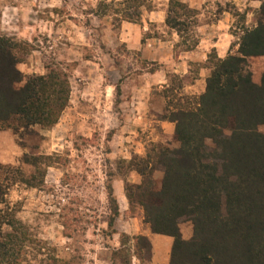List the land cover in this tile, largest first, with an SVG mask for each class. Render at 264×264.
Instances as JSON below:
<instances>
[{"label":"rangeland","instance_id":"obj_1","mask_svg":"<svg viewBox=\"0 0 264 264\" xmlns=\"http://www.w3.org/2000/svg\"><path fill=\"white\" fill-rule=\"evenodd\" d=\"M18 1L28 7L22 10V29L9 27L11 20V24L19 21L8 12L3 16L6 9L4 1H0V35L11 36L17 42L15 52L21 60L18 67L24 81L53 67L66 72L73 90L71 106L55 127L46 130L38 125L37 134L23 136L10 128L4 129L10 132L0 133L2 176L9 186L2 207H9L28 231L26 261L29 264H152L153 250L138 236L155 233L145 221L142 205L136 199L134 202L128 199L127 187H134L147 177L138 172L137 162L153 145L171 148L179 145L175 133L169 134L156 121L166 114L167 101L173 102L172 109L190 107L196 96L178 89L179 82L171 78L170 87L153 91L147 121L136 123L131 111H128L130 118L125 115L122 97L132 88L127 87L129 83L123 86L122 83L128 72L132 75L134 69L141 67L142 58L122 42L121 38L132 30L125 28L122 33L120 18L128 6L134 10L138 1L63 0L60 3L57 0L53 11L42 5L36 8L35 0ZM183 2L193 9H183L187 23L183 37L192 44L202 34L201 11L206 12L208 21L224 10L229 11L225 16L228 31L234 36L232 53L239 47L240 30L264 19V0H202L203 7L199 9L193 7L195 0ZM144 3L137 24L143 23V14L159 7L166 10V21L169 0ZM145 35L178 39L176 31L166 22L149 23ZM203 66L211 69L208 62L193 65V75ZM248 66L253 80L260 83L264 56L249 57ZM110 83L119 84L118 88L122 86L125 92L117 89L116 96L111 94ZM130 96L125 97L130 99ZM111 99L115 100L114 105ZM259 130L264 132V125ZM207 144L214 146L211 140ZM25 152L29 160L40 159L39 167L25 161ZM46 156H51L52 161L43 159ZM33 177L37 185L30 186L25 180ZM163 177L164 171L159 166L151 173L157 188ZM193 226L188 217L180 222L184 238L192 237ZM7 229L5 225L4 230ZM163 255L161 251V258Z\"/></svg>","mask_w":264,"mask_h":264},{"label":"trees","instance_id":"obj_2","mask_svg":"<svg viewBox=\"0 0 264 264\" xmlns=\"http://www.w3.org/2000/svg\"><path fill=\"white\" fill-rule=\"evenodd\" d=\"M135 1V9L128 6L120 19L139 21L140 7L149 0ZM183 9L193 11L182 0H169L165 22L181 37L178 47L191 49L198 42L183 37ZM239 38L235 53L219 58L211 51L206 89L192 106L172 109L167 101L162 118L176 123L179 145H153L137 162L138 172L147 177L127 187L128 199L142 205L152 232L173 237L169 264H264V132L259 130L264 73L256 83L248 66L249 57L264 56V19L241 29ZM16 46L13 37L0 35V130L37 134L38 125L46 129L60 121L72 87L66 72L53 67L24 81ZM24 156L39 167L40 159ZM158 166L164 177L157 188L151 173ZM3 168L0 162V264H29L24 256L28 231L9 207H2L9 189ZM26 181L37 185L34 177ZM186 217L194 225L190 239L180 229ZM138 238L152 248L148 236Z\"/></svg>","mask_w":264,"mask_h":264},{"label":"crops","instance_id":"obj_3","mask_svg":"<svg viewBox=\"0 0 264 264\" xmlns=\"http://www.w3.org/2000/svg\"><path fill=\"white\" fill-rule=\"evenodd\" d=\"M4 1L3 8L9 11H3V16L7 14V12L12 15L13 19H17L19 21L18 24H9V27H13L12 29H22L21 18H24V14L22 12L25 7L20 1L14 0L13 2H9L8 0H0ZM18 1V2H17ZM37 1V2H36ZM57 0H35L36 8L38 6H44L47 8H52L53 11L56 8L54 7V2ZM62 3L63 0H60ZM185 1V0H183ZM189 1V0H187ZM191 2L193 0H190ZM195 4L193 7L199 9L203 7L202 0H195ZM193 5V4H192ZM191 5V6H192ZM37 9H33V12H36ZM205 11H201V15L204 17L200 24L201 36L198 43L191 49H181L178 47L181 37L177 34L178 39L174 38H157L155 36L149 37L146 36V31L149 30V23H163L165 22L164 18L166 15V10L164 8H157L151 10L147 14H143L141 24H137V22H130L123 20L121 22V30L124 33L125 28H129L132 30L130 34L121 38L122 42L125 44L127 49L131 52H138L137 54L141 55L142 65L140 68L134 69L132 71V75L129 72L126 74L125 81L120 82L123 85H127L129 88L131 86V92H125V88H118L119 84L113 85L110 83L108 89L111 94L116 96V90L119 89L122 93L125 92L123 103L125 102L126 108L123 107V110L126 112L125 115L127 117H131V114H128V111L133 112V117L135 118L136 123L145 122L149 117L150 106L153 100V91L159 88L165 89L170 87L171 82H173V78H177L181 80L182 84L177 86L178 89L182 88L186 93L192 96H199L206 89V79L211 71L206 67H201L199 73L197 75L194 74L193 65L206 63L211 51H214L219 58H224L228 55L230 51V47L232 44V39L234 36L228 31V19L225 16L229 14V11L224 10L219 16H216L215 19L212 18L210 21L205 18ZM3 27L5 28L7 25V19L3 18ZM2 26V24H0ZM178 48V49H177ZM111 48V52H112ZM114 57H112L113 59ZM90 60V59H86ZM91 61V60H90ZM146 62V65H144ZM150 65H156L154 69L150 68ZM172 78V80H171ZM119 83V82H118ZM72 87V86H71ZM73 90L71 91V93ZM127 94H131V98L127 99L125 97ZM113 95V97H114ZM122 96V95H121ZM68 107L63 112L68 111V108L71 106V99ZM79 103L82 100L78 99ZM110 101V99H108ZM113 101V102H112ZM111 102L115 103L114 99H111ZM112 103L109 104L112 106ZM112 109V108H111ZM113 110V109H112ZM61 116V117H62ZM61 119V118H60ZM158 123L165 127L166 131L169 134L175 133L176 123L165 119L158 118L156 120ZM55 124L53 127L58 125ZM51 127V128H53ZM50 129V128H46ZM10 132L9 130H0V133ZM149 239L152 243V264H169V255L172 249L173 237L169 235L163 234H152L149 235ZM163 244V247H162ZM162 247V248H161ZM164 254L161 258L160 252Z\"/></svg>","mask_w":264,"mask_h":264}]
</instances>
